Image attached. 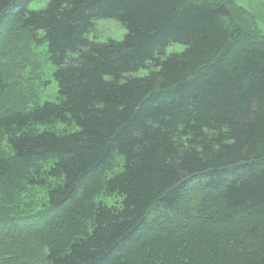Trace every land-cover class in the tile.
<instances>
[{"label": "trees", "instance_id": "trees-1", "mask_svg": "<svg viewBox=\"0 0 264 264\" xmlns=\"http://www.w3.org/2000/svg\"><path fill=\"white\" fill-rule=\"evenodd\" d=\"M30 1L0 33L45 47L57 97L0 62V264H264V36L228 0Z\"/></svg>", "mask_w": 264, "mask_h": 264}, {"label": "rangeland", "instance_id": "rangeland-1", "mask_svg": "<svg viewBox=\"0 0 264 264\" xmlns=\"http://www.w3.org/2000/svg\"><path fill=\"white\" fill-rule=\"evenodd\" d=\"M47 0H31L28 7L31 9H39L45 5ZM229 5L233 6L234 13L239 14V18L243 24L246 23L247 30H257L264 36V0H228ZM253 16L254 20L249 18ZM256 18V19H255ZM124 30L115 21L102 20L98 21L95 37L103 40L107 37L120 39ZM181 45H172L168 48V52L180 50ZM0 62L6 64L9 72L17 83H21L20 90L24 94L31 97L30 100L36 99V102L55 101L57 97V84L52 78V69L46 49L42 45L34 44L25 32L18 31L15 28L13 19H10L0 33ZM5 97L0 95V108L5 106ZM4 142L0 136V146ZM26 196L33 197L28 199L34 200L38 206L41 202V194L38 192H28ZM20 195L14 196L15 202L20 204L17 199ZM193 201L192 194H188L185 200L186 206L190 207ZM28 204V203H27ZM35 204L29 207H33ZM40 206V205H39ZM19 207V206H17ZM186 225H182L184 227ZM230 245V241L220 239L217 247L225 248Z\"/></svg>", "mask_w": 264, "mask_h": 264}]
</instances>
